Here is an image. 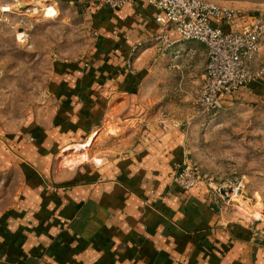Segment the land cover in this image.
I'll return each mask as SVG.
<instances>
[{
	"label": "rangeland",
	"instance_id": "obj_1",
	"mask_svg": "<svg viewBox=\"0 0 264 264\" xmlns=\"http://www.w3.org/2000/svg\"><path fill=\"white\" fill-rule=\"evenodd\" d=\"M93 19L76 0H0V216L25 199L26 186L39 183L38 175H44L40 167L47 161L50 177H44L40 189L56 194L76 176L63 180L65 184L55 178L63 170L68 177L79 161L107 166L128 156L137 144L162 143V132L178 130L182 152L212 177L221 220L245 226L252 241L264 245L263 89L256 96L252 89L241 91L221 107L204 110L195 103L206 64L201 45L183 41L173 51L161 52L143 44L133 52V71L127 73L122 62L113 66L107 54L98 57L91 80L102 85L82 88L77 110L83 113L75 112L76 119L69 120L74 112L62 109L59 78L70 74L67 64L77 65L94 51L107 49L99 42ZM92 95L102 97L97 119L86 108ZM111 95L116 100L132 97L136 117L132 111L107 109ZM90 129L97 132L90 147L65 149L85 141ZM156 147L161 157L160 150L170 151ZM42 151L47 152L44 159ZM70 158L77 160L71 165Z\"/></svg>",
	"mask_w": 264,
	"mask_h": 264
},
{
	"label": "crops",
	"instance_id": "obj_2",
	"mask_svg": "<svg viewBox=\"0 0 264 264\" xmlns=\"http://www.w3.org/2000/svg\"><path fill=\"white\" fill-rule=\"evenodd\" d=\"M215 1L243 11L231 22L221 24L233 32L247 26L254 14L264 13V0ZM91 13L99 42L107 49L94 51L92 57L77 65L67 64L70 74L66 72L65 78H59L62 109L74 112L69 120H75L76 113H83L77 110L83 90L102 85V81L91 80L96 75L100 55L107 54L110 57L107 63L113 66L122 62L127 73L132 70L126 62L135 43L141 41V46L149 45L158 51L154 38L161 27L154 20L156 10L147 0H133L117 10L102 5ZM170 37L175 42L166 51L189 41L180 40L173 32ZM199 44L207 61L206 48ZM263 59L264 46L252 67L257 68ZM100 68L107 69L104 65ZM133 83L134 80L128 86ZM260 88L264 91V75L224 98L222 104L244 90L252 89L256 96ZM100 98L89 97L86 108L94 118L100 113L97 104ZM115 98L111 95L107 109L127 114L132 111L136 117L137 106L133 105L132 97ZM130 103L132 106L127 111ZM90 130L85 141H75L65 149L80 152L90 147L97 135L95 129ZM179 133L178 130L162 132L163 142L155 141L156 146L170 150L165 153L160 150L163 157L155 153L157 147L152 143L137 144L128 156L107 166H83L79 161L72 166L75 172L68 177L64 170L56 180L53 176L62 184L68 182L63 180L76 176L73 184L56 194L43 193L40 189L44 177L48 180L50 177L47 161L45 167H40L44 175H38L39 183L26 186L25 199L0 216V264H264V245L254 243L245 226L221 220L215 211L220 204L215 188L200 183L189 191H181L168 184L167 176L183 153ZM31 138L33 141L35 137ZM76 145L82 148L77 149ZM42 153L39 156L44 159L47 152ZM76 160L67 159L71 165ZM93 160L101 161L98 157Z\"/></svg>",
	"mask_w": 264,
	"mask_h": 264
},
{
	"label": "built area",
	"instance_id": "obj_3",
	"mask_svg": "<svg viewBox=\"0 0 264 264\" xmlns=\"http://www.w3.org/2000/svg\"><path fill=\"white\" fill-rule=\"evenodd\" d=\"M133 0H76L88 11L99 6L117 10ZM154 7V17L161 31L155 36L158 51H166L173 43V32L180 40H194L206 48L207 61L203 81L196 91L195 103L204 110L221 107L224 98L247 88L264 75V59L257 68L252 63L264 46V13L252 16L251 22L241 31L226 30L227 24L242 15L243 11L218 4L215 0H147ZM135 43L127 58L140 47ZM200 183L212 186V177L204 172L183 152L170 174V184L181 191H189Z\"/></svg>",
	"mask_w": 264,
	"mask_h": 264
},
{
	"label": "bare ground",
	"instance_id": "obj_4",
	"mask_svg": "<svg viewBox=\"0 0 264 264\" xmlns=\"http://www.w3.org/2000/svg\"><path fill=\"white\" fill-rule=\"evenodd\" d=\"M4 10H9V9L5 7ZM19 36H21V34H20ZM79 147H80V146H77V145H76L75 148L79 149ZM80 148H82V147H80Z\"/></svg>",
	"mask_w": 264,
	"mask_h": 264
},
{
	"label": "water",
	"instance_id": "obj_5",
	"mask_svg": "<svg viewBox=\"0 0 264 264\" xmlns=\"http://www.w3.org/2000/svg\"><path fill=\"white\" fill-rule=\"evenodd\" d=\"M221 192H223V190H221Z\"/></svg>",
	"mask_w": 264,
	"mask_h": 264
}]
</instances>
